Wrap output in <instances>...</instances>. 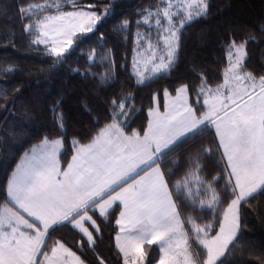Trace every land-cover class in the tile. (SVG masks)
I'll list each match as a JSON object with an SVG mask.
<instances>
[{
    "label": "snow or ice",
    "instance_id": "obj_1",
    "mask_svg": "<svg viewBox=\"0 0 264 264\" xmlns=\"http://www.w3.org/2000/svg\"><path fill=\"white\" fill-rule=\"evenodd\" d=\"M62 7L60 0H53L18 9L22 19L31 21L25 25V33L35 31L31 45H44L57 60L72 46L77 30L91 33L97 22L112 14L109 8L98 14L94 4L73 5V11H63ZM207 8V0H157L154 7L138 12L130 73L137 86H147L158 76L171 73L179 59L183 30L205 16ZM38 10H51V14L34 18ZM142 25L149 31H140ZM129 26L130 21L124 19L117 29L125 33V40ZM60 38H66V43ZM225 47L228 67L223 82L212 87L201 75L194 104L189 103L188 84L176 88L174 97L165 89L164 112L159 111L153 95L157 106L149 109L142 134L126 131L129 113L134 110L129 93L119 103L111 101L109 107L115 111L110 112V122L99 128L90 142L71 141L73 155L66 168H61L58 160L62 139L44 136L33 145L7 178L6 197L0 203V264H84L60 241L53 242L49 255L50 230L68 226L94 247L93 232L100 236V229L93 215L106 219L117 202L121 211L115 220L119 228L115 241L123 264H145L148 253L144 246L153 244L161 254L158 264H224L222 257L232 250L229 246L239 241L242 203L264 191V74L246 70L245 43L232 41ZM95 56L93 51L89 60ZM103 58L110 68L114 66L111 49ZM59 104L57 101L51 111L59 135L65 137L64 116L56 112ZM205 128L215 129L216 150H222L221 159L226 160L224 191L218 192L213 182H205L200 175L204 169L201 155H210L212 149L177 154L172 163L178 166L183 160L185 171L182 180L171 187H183L191 197L194 182L210 193L207 200L185 198L178 204L179 197L170 190L166 158ZM224 197L230 199L215 222L218 230L211 235L212 222L201 227L195 223L199 217H183L180 211L187 206L196 212L198 203L200 210L207 209L215 217ZM186 224L192 225L191 232L206 253L205 259L200 260L192 250Z\"/></svg>",
    "mask_w": 264,
    "mask_h": 264
},
{
    "label": "trees",
    "instance_id": "obj_2",
    "mask_svg": "<svg viewBox=\"0 0 264 264\" xmlns=\"http://www.w3.org/2000/svg\"><path fill=\"white\" fill-rule=\"evenodd\" d=\"M53 0H0V203L6 197L7 178L20 163L26 152L38 144L44 136L49 139L63 140L60 155L61 168H66L73 155L71 141L75 138L81 144L90 142L96 131L110 122L109 106L113 99L120 102L122 96L131 94L134 110L129 113L130 125L126 130L140 131L147 127L148 111L154 106L153 95L163 105L164 90L175 95L176 88L182 84L190 86V103H195V90L200 84V76L207 78L215 87L223 82V73L228 67L226 45L235 41L245 43L246 70L256 75L264 74V0H207V14L192 21L183 30L180 37L179 59L168 75H160L147 86H137L130 76L133 71L132 57L135 21L138 12L146 7H154L157 0H60L66 2L63 11H73V5L86 7L94 4L99 13L105 8L111 15L99 21L93 32L79 35L73 49L59 60L49 55L44 48L31 45L34 39L26 34L24 27L31 23L22 19L18 11L29 4L44 5ZM49 12H39L34 18H42ZM124 19L130 21L126 33L118 31ZM147 27L141 26L140 31ZM14 37V39H13ZM101 37H103L101 39ZM111 49L114 66L109 67L103 54ZM96 56L89 60V54ZM14 71L6 72L5 69ZM62 113L65 121L66 136L61 137L53 119L51 109ZM202 103V101H200ZM199 114V113H198ZM212 149L210 155H201L204 165L200 173L205 182H213L218 192L224 191L225 160L221 151L216 150L215 132L212 128L203 129L194 140L187 141L166 158L165 167L169 170L170 190L179 197L180 204L185 198L202 199L203 185L192 183V195L183 187H171L184 176V162L177 166L172 163L177 154L185 156L198 149ZM214 178H217L214 180ZM199 190H196V186ZM201 191L198 195V192ZM197 195V196H195ZM204 199V198H203ZM229 197L215 217L207 209L191 211L183 206V217L196 216L195 223L203 227L212 222L211 234L218 230L216 221L227 207ZM121 206L117 205L106 219L95 216L100 229L94 247H90L82 235L68 226L50 230L49 254L54 241L64 243L74 251L84 264H123V256L116 248L115 236ZM242 229L239 241L222 257L224 264H264V191H260L241 205ZM189 231V243L199 259L206 258V253L191 232L192 225L186 224ZM146 264H158L160 252L156 244L147 245ZM39 259L43 260L41 256Z\"/></svg>",
    "mask_w": 264,
    "mask_h": 264
},
{
    "label": "rangeland",
    "instance_id": "obj_3",
    "mask_svg": "<svg viewBox=\"0 0 264 264\" xmlns=\"http://www.w3.org/2000/svg\"><path fill=\"white\" fill-rule=\"evenodd\" d=\"M174 2H175V0H174ZM61 4H62V6H64V4L66 3V2H60ZM39 12H42V11H40V10H38L37 11V13H39ZM153 23H154V18H153V21H152ZM97 24H98V22H97ZM144 26V25H143ZM146 27V26H145ZM146 31H149V29L147 28V30ZM151 31H152V33H153V37H155V35H156V29L155 28H153V29H151ZM142 32H145V31H142ZM33 33H34V35H35V31H33ZM81 34H88V33H81V32H79V30H77V32H76V36H74V37H72V39H73V44H72V46L65 52V54L64 55H66L67 53H69L72 49H73V47H74V41H75V39L79 36V35H81ZM60 39H63L64 40V42L66 43V38H60ZM38 46H40V47H42V48H44L45 49V46L44 45H38ZM246 52V51H245ZM49 55H51V54H49ZM63 55V56H64ZM52 56V55H51ZM54 57V56H53ZM193 184H195L194 182H193ZM196 186V185H195ZM196 190H199L198 189V187L196 186ZM200 193H202L201 191H199L198 192V195L200 194ZM204 196L203 197H200V198H204L205 200H207L208 198H209V196H210V193H205V191H204V189H203V193H202ZM255 195V194H254ZM195 196H197V195H195ZM114 205H120L119 204V202H117L116 204H114ZM157 246V245H156ZM144 250V249H143ZM145 264H146V262H145Z\"/></svg>",
    "mask_w": 264,
    "mask_h": 264
},
{
    "label": "crops",
    "instance_id": "obj_4",
    "mask_svg": "<svg viewBox=\"0 0 264 264\" xmlns=\"http://www.w3.org/2000/svg\"><path fill=\"white\" fill-rule=\"evenodd\" d=\"M171 97H174L175 95H170ZM158 100V99H157ZM202 101V100H201ZM169 103H170V101H168ZM165 103H166V97H165V95H164V98H163V105L161 106L160 105V101L158 100V107H159V111L160 112H164V110H165V108H164V105H165ZM189 103H190V96H189ZM191 104V103H190ZM155 106H157L155 103H154V106L153 107H155ZM213 130H214V132H215V129L214 128H212ZM62 151H63V148L61 149V152H60V154H59V156H58V160H59V165H60V167H61V161H60V155H61V153H62ZM225 162H226V160H225ZM258 192H260V191H258ZM257 192V193H258ZM256 193V194H257ZM116 207V205H113V208L110 210V212L114 209ZM89 215H92V213L90 212L89 213ZM97 215H98V213H97ZM99 216V215H98ZM93 219L95 220V216L93 215ZM86 227H89V231H93V228L92 227H90L88 224H86L85 225ZM118 230H119V228H118ZM76 231H78V230H76ZM79 232V231H78ZM81 234V233H80ZM82 235V234H81ZM94 235V234H93ZM85 238V240L87 241V238L86 237H84ZM115 243H116V241H115ZM145 246H147V245H145ZM145 246H144V248H145ZM49 255H51V253L49 254ZM123 256V255H122Z\"/></svg>",
    "mask_w": 264,
    "mask_h": 264
}]
</instances>
